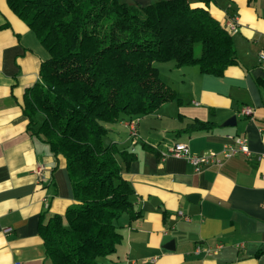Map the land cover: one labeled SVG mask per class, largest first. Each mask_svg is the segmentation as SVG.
Here are the masks:
<instances>
[{
	"label": "crops",
	"instance_id": "0c3cea01",
	"mask_svg": "<svg viewBox=\"0 0 264 264\" xmlns=\"http://www.w3.org/2000/svg\"><path fill=\"white\" fill-rule=\"evenodd\" d=\"M189 1L208 8L222 25L229 15L236 18V28L228 31L238 62L222 75L195 65L177 67L189 68L183 72L185 87L174 91L175 99L138 116L136 142L119 122L125 139H118L136 154L127 167L120 161L141 215L129 221L126 214L119 224L123 237L117 251L124 253L113 255L109 264H264V67L258 54L264 49V0ZM48 56L35 31L8 0H0V264H53L40 223L74 202L66 159L34 133L41 115L30 123L23 112L24 92L40 80ZM233 115L235 124L224 125ZM196 120L211 126L187 128ZM237 136L247 139L250 154L200 169L166 154L169 145L182 141L193 153L220 155Z\"/></svg>",
	"mask_w": 264,
	"mask_h": 264
},
{
	"label": "trees",
	"instance_id": "16d2710c",
	"mask_svg": "<svg viewBox=\"0 0 264 264\" xmlns=\"http://www.w3.org/2000/svg\"><path fill=\"white\" fill-rule=\"evenodd\" d=\"M8 2L49 52L40 80L24 92L23 112L30 123L41 115L34 133L64 156L73 186L65 213L40 223L45 254L53 264H105L122 241L116 221L124 213L129 221L141 215L121 164L129 166L136 154L105 142L109 126L136 120L138 129V116L176 98L156 62L222 75L238 62L233 36L208 8L189 0ZM210 126L196 120L187 128Z\"/></svg>",
	"mask_w": 264,
	"mask_h": 264
},
{
	"label": "built area",
	"instance_id": "2783aa9c",
	"mask_svg": "<svg viewBox=\"0 0 264 264\" xmlns=\"http://www.w3.org/2000/svg\"><path fill=\"white\" fill-rule=\"evenodd\" d=\"M223 26L227 30L235 29L237 26L236 18L234 16L229 17V19L224 22ZM258 54H259V62L264 67V49L259 50ZM243 112L245 114L251 115V107L243 108ZM136 123H137L136 120H132L126 123V125L129 128L130 138L133 142H136L139 138V132ZM223 148L224 149H222L220 155L218 152L211 150L209 152L198 154L197 152L193 153L187 143L182 141H176L167 147L166 154L175 157L186 158L191 163H193L196 169H200L203 165H207L210 163H222L223 159L241 152L245 154H250V149H249L250 147L248 146L247 139L242 136H237L234 139V143H227L224 145ZM10 230H11L10 227L5 229L6 232H9ZM200 249L201 247L198 246L196 252L199 253L201 251ZM207 252H211V249L208 248ZM149 260L152 261L153 259H149Z\"/></svg>",
	"mask_w": 264,
	"mask_h": 264
},
{
	"label": "rangeland",
	"instance_id": "374dc122",
	"mask_svg": "<svg viewBox=\"0 0 264 264\" xmlns=\"http://www.w3.org/2000/svg\"><path fill=\"white\" fill-rule=\"evenodd\" d=\"M200 49L201 46L200 44H197L195 46V52L196 54H200ZM156 66L159 69V76L160 78L165 81V83L168 85L170 90H179V88L181 87H185V84L183 83L182 79H184V69L186 71V69L189 68H177L173 66V62L171 61H159L156 62ZM195 69H198V66L195 65L193 66ZM169 105V104H168ZM174 108H176V106H178L176 104V102H174ZM179 108H176L174 110L178 111ZM113 130H109L107 135L105 136V142L109 143V142H116L120 147H125L126 149L129 148V144L123 143V141H120L118 138L125 139V130L124 128L121 126V124L119 123H114L113 125ZM118 158L120 159V156H118ZM127 213H124L116 222L118 224H121V222L123 221V219H125ZM123 254L124 251H116L113 254H111V256L109 257H105L103 258L104 262L109 264L111 261V258L113 255H117V254Z\"/></svg>",
	"mask_w": 264,
	"mask_h": 264
},
{
	"label": "water",
	"instance_id": "95a60500",
	"mask_svg": "<svg viewBox=\"0 0 264 264\" xmlns=\"http://www.w3.org/2000/svg\"><path fill=\"white\" fill-rule=\"evenodd\" d=\"M235 115L231 116L230 118H228L223 124L226 125V124H235ZM170 244V248H174L173 246V241L169 243Z\"/></svg>",
	"mask_w": 264,
	"mask_h": 264
}]
</instances>
